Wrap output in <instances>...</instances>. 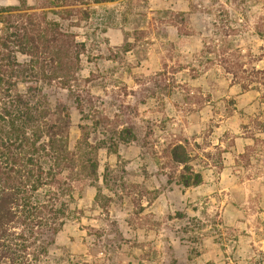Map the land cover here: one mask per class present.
<instances>
[{
  "label": "rangeland",
  "instance_id": "rangeland-1",
  "mask_svg": "<svg viewBox=\"0 0 264 264\" xmlns=\"http://www.w3.org/2000/svg\"><path fill=\"white\" fill-rule=\"evenodd\" d=\"M21 4L81 50L77 87L33 91L72 158L38 263L264 264V0H0Z\"/></svg>",
  "mask_w": 264,
  "mask_h": 264
},
{
  "label": "trees",
  "instance_id": "trees-1",
  "mask_svg": "<svg viewBox=\"0 0 264 264\" xmlns=\"http://www.w3.org/2000/svg\"><path fill=\"white\" fill-rule=\"evenodd\" d=\"M29 9L25 4L0 7V264L48 259L49 247L65 224L63 172L72 167L69 115L43 126L45 111L33 102V91H40L39 82L77 87L80 44L46 12ZM17 52L29 60L20 61ZM20 81L28 82L25 92ZM166 156L188 170L190 154L184 144ZM180 177L185 186L202 182L198 172Z\"/></svg>",
  "mask_w": 264,
  "mask_h": 264
}]
</instances>
